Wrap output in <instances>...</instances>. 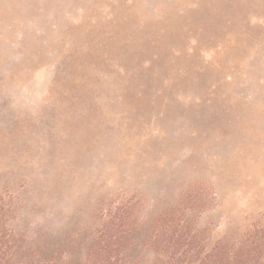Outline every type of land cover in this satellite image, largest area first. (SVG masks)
<instances>
[{
    "label": "rangeland",
    "instance_id": "obj_1",
    "mask_svg": "<svg viewBox=\"0 0 264 264\" xmlns=\"http://www.w3.org/2000/svg\"><path fill=\"white\" fill-rule=\"evenodd\" d=\"M123 206L126 264L264 263V0H0L4 262L92 264Z\"/></svg>",
    "mask_w": 264,
    "mask_h": 264
},
{
    "label": "trees",
    "instance_id": "obj_2",
    "mask_svg": "<svg viewBox=\"0 0 264 264\" xmlns=\"http://www.w3.org/2000/svg\"><path fill=\"white\" fill-rule=\"evenodd\" d=\"M131 216L130 208L123 206L118 208L116 212H110V220L108 222V230L106 233H102L103 239L101 243H97L91 251V261L92 264H126L125 260L127 258L126 253L122 252L125 248V239L130 233L129 220ZM159 229L162 233L159 232ZM170 227H156L151 236L148 238V241H153L151 246H155L158 251L171 252L173 256H176L177 245L173 242V239L170 237L169 231ZM4 231H0V252L1 255H4L5 258L0 256V264H6L5 259L8 257L9 242L4 240L5 235ZM174 235V234H173ZM177 234L175 233V236ZM170 237V238H169ZM236 241V240H235ZM253 250L248 249L247 247L243 248L242 244L239 246L240 242L230 243L228 241L224 243H218L212 250L209 252H201L203 249L200 242L196 240L193 242L195 252L193 257L198 261V264H264L261 259L260 249L262 248L263 242L257 238L256 241H253ZM181 243V239L177 244ZM181 245V244H180ZM11 248V247H10ZM192 250V249H191ZM206 250V249H204ZM125 255V256H124ZM189 256V253L185 255L182 261H185ZM35 259V258H32ZM192 255L189 261H191ZM30 263V261H29ZM44 264L42 262L32 261L30 264Z\"/></svg>",
    "mask_w": 264,
    "mask_h": 264
}]
</instances>
